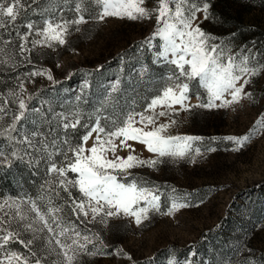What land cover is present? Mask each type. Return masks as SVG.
Wrapping results in <instances>:
<instances>
[{
  "label": "rangeland",
  "instance_id": "374dc122",
  "mask_svg": "<svg viewBox=\"0 0 264 264\" xmlns=\"http://www.w3.org/2000/svg\"><path fill=\"white\" fill-rule=\"evenodd\" d=\"M79 2L37 0L33 3V0H20L21 25L29 21L34 26L42 25L45 18L52 16L74 19L78 15L75 5ZM192 2L198 5L207 2L210 5L208 18L198 13L197 23L205 33L216 38L214 42L227 45L233 53L249 55V41L258 38L263 41L264 0ZM156 6L157 0H146L144 4L149 10ZM82 10L87 22L72 25L65 44H54L53 47H32L29 44L31 51L24 55L19 52L20 41L16 31L23 33L26 29L19 26L15 31L0 29V49H4L0 52V102L7 98V107L15 110L17 106L8 94L12 90L20 91L19 86L23 83L25 102L33 97L32 100L38 103L29 106V119L17 126L16 136H21V141L28 136L33 146L22 142L23 153L13 155L10 146L0 137V152L4 153L0 157V161H4L0 163V203L9 198H36L41 194V185L51 178L47 171L46 154L34 150L36 145L42 148L43 136H32L33 132H41L49 140L55 136L64 139L67 135L65 130L61 128V132L57 133L53 127V121H60V114L78 112L85 122L105 115L107 110L110 112L112 109L107 104L113 103L112 97L119 93L121 76H126L130 89L138 82L131 79L132 74L145 75L144 56L149 55L153 61H163L157 58V53L162 51V42L157 38L151 45L145 43L156 30L154 16L152 19L137 20L106 17L100 21L94 18L97 9L91 0H84ZM35 38L33 34L29 40ZM7 40L11 43L5 46L3 41ZM250 52L253 55H249L250 66L264 65V46L257 54L254 50ZM134 55L137 60L130 64ZM37 71L43 74L29 75ZM49 74L51 80L48 79ZM244 91L251 93V99L244 97L229 107L180 110L176 105L174 115L160 118V123L169 119L176 121L167 129V135L200 138L192 142L190 156H194L195 161L190 158L173 161L165 157L155 169H132V177L147 182L150 187L159 188L161 212H150L148 219L140 224L124 215L110 217L106 224H88L91 233L99 237L94 242L102 254L81 256L76 264H127L138 260V264H206V255L212 252L211 243L219 240L224 245H233L237 233L239 237L235 249L238 256L245 255L251 260L253 255L262 254L264 259V129L253 135L239 150H236L237 144L228 139L251 135L264 116V67L251 77ZM190 95V103L197 104V95ZM202 96L204 98V92ZM131 103L128 111H143L145 108H137ZM11 116L9 111L0 119V125L6 126ZM50 128L54 129L51 133ZM130 143L141 159L154 158L144 145ZM92 144L93 140H89L87 147ZM196 148L200 149L199 155L195 154ZM118 154L127 156L128 151L118 150ZM201 188L206 196L194 199V194H198ZM73 195H77L75 190ZM61 196L66 198V193L61 192ZM174 197L181 198L190 206L172 215L163 214ZM57 203L60 201L57 200ZM65 213L68 214L67 209ZM80 227L83 230L85 225ZM42 236L37 234L32 251L41 258L42 264H55L57 257L46 251L47 244ZM21 238L32 239V233L21 232ZM188 245L191 246L188 254L176 253L178 248ZM9 247L13 251L27 253V249L18 243ZM153 257H157L156 260L153 261ZM143 258L147 259L146 263L140 260Z\"/></svg>",
  "mask_w": 264,
  "mask_h": 264
},
{
  "label": "snow or ice",
  "instance_id": "6c2138e0",
  "mask_svg": "<svg viewBox=\"0 0 264 264\" xmlns=\"http://www.w3.org/2000/svg\"><path fill=\"white\" fill-rule=\"evenodd\" d=\"M33 3H37V0H33ZM83 3L84 0H80L75 5L78 15L74 19L52 16L45 18L42 25L34 26L31 21L24 23L22 27L26 31H16L20 54L31 51L29 44L32 47L65 44L69 28L87 22L82 10ZM91 3L97 9L94 18L100 21L106 17L137 20L152 19L154 16L156 30L145 43L151 45L157 38L162 42V51L157 53V58L171 66V74L167 77L166 85L143 111H125L115 119L98 116L91 124H81L78 112L60 114L59 123L65 132L68 129L73 132L78 128L83 129L76 142L67 135L62 140L59 136L49 140L41 132L31 134L43 136L40 151L46 154L47 171L51 178L41 185V194L36 198H9L0 203V264H42L41 258L31 247L38 233L43 234L41 238L46 241V251L56 255L55 264H76L81 256L102 254L94 242L99 237L91 233L88 224H106L108 218L120 215L134 218L135 223L140 224L148 219L150 212L160 213L159 188L150 187L147 182L132 177L131 170L137 167L155 169L165 157L173 161L190 158L194 162V156H190L193 152L192 142L200 139L167 135V129L176 121L169 119L166 123H160V118L174 115L176 105L180 110L191 107L217 108L229 107L244 97L251 99V93H246L244 88L251 77L259 73L260 67H264L250 66L249 55L233 53L227 45L214 42L216 38L205 33L197 23V14L203 13L204 18H208L210 5L207 2L198 5L192 0H157V6L152 10L144 7L146 0H91ZM21 7L20 0H0V29L8 27L15 31ZM33 34L37 38L29 40ZM3 43L6 46L11 40ZM3 51L0 49V52ZM42 74L37 71L29 75ZM48 79H52L50 74ZM193 84L205 93L204 98L196 96L198 103L195 105L190 103V93L196 94L190 88ZM19 88L20 91L12 90L8 94L17 106L15 110L7 107V98L0 102V119L12 112L11 121L6 126L0 125V136L9 140L15 139L12 133L18 132V124L29 119V106L23 98V83ZM157 108L160 111H156ZM101 119L106 123L102 125ZM262 129L264 116L257 122L251 135L228 139L233 140L238 146L236 150H239ZM52 131L54 129L50 128L49 133ZM89 140H93L91 147H87ZM130 141L144 145L154 158L141 159L135 154V147ZM19 142L33 146L28 136ZM118 150H127L128 155L121 156ZM194 151L196 155L200 154L199 148ZM3 156L4 153L0 152V157ZM57 156L59 160L55 159ZM73 190L77 195H73ZM61 192L66 193V198L61 196ZM189 206L181 198L174 197L163 214L172 215ZM66 209L68 214L65 213ZM80 225H85V228L82 230ZM21 232H31L32 239H22ZM17 243L27 249V253L10 249V244ZM89 245L92 247L89 248Z\"/></svg>",
  "mask_w": 264,
  "mask_h": 264
},
{
  "label": "trees",
  "instance_id": "16d2710c",
  "mask_svg": "<svg viewBox=\"0 0 264 264\" xmlns=\"http://www.w3.org/2000/svg\"><path fill=\"white\" fill-rule=\"evenodd\" d=\"M22 25H21V12H19L15 28L19 26L21 29L25 30V28L22 27ZM5 29L11 30V28H8V27H6ZM260 39L261 38L253 39L252 41H249L248 43L250 44L249 55L251 57L253 56L252 53L250 52L251 50L252 51L254 50V52H256L255 54H257L260 47L264 46V39L263 41ZM134 58H135V55L133 56V59L130 64H134V62L137 60V58L135 59ZM144 58H145L144 66L146 67L144 77H140L138 73L132 74L131 79L138 80V82L135 86L128 89V86H129L128 79L126 78V76H121L120 84H119V87H120L119 93L114 95V97H112L113 103H111L110 105L107 104V106L112 107V109L110 110V112L107 110L105 112V115H101L100 117H108L109 119L111 117L113 118L119 117L121 116L122 112L128 111L129 109L128 107H130V102H133L131 104H135L137 108H141L145 106V104L148 102L151 96L158 94L161 87L165 85L164 82L167 81V77L169 76V73H171V66L167 65L163 61H153L152 57H150L149 55L144 56ZM126 64L129 65V62L127 61ZM190 88H192L193 91L196 93L195 95H199L201 96V98H203L202 89H196L194 84L190 85ZM32 98L29 97L28 102H27L28 106L32 104L34 105L38 104L37 101L32 100ZM127 101H129V103H127ZM82 120L84 119H81V124H84V123L91 124L92 122H94L95 119L91 118L86 122ZM53 122H54L53 127H55L56 131H58L57 133H60L61 128H62L59 123L60 121L55 120ZM105 123L106 121L104 119H101V124L103 125ZM42 129H43V125H42ZM82 132H83V129H80V128H78L75 132H73V130L71 129H68L66 134L69 138L71 137L70 139L76 140V138L79 135H82ZM17 133L18 132L12 133L13 137H15V139L13 140H9L5 136H0L2 140H4V142L10 146L12 152H14L15 155H19L20 153H23L24 151L22 142H19L21 141V136L17 137L16 136ZM40 149L41 147L39 145H36L34 147V150H37L39 152H40ZM198 192H199L198 194H194V199L204 198L206 196V193L203 190V188L198 190ZM204 236L205 235L203 234V237ZM238 237H239V234L237 233V235L234 237L233 245L232 244L224 245L223 243H221L222 241L214 240L211 243L212 252L206 255L207 256L206 264H261V262L264 260L262 254L253 255L252 256L253 258L251 260L248 257L246 258L245 255L238 256L236 254L235 244L238 242ZM190 248H191L190 245L184 248H178L176 253L177 254L182 253L186 255L190 252L191 250ZM195 254L197 255L198 252H196ZM156 258L157 257H153L152 260L154 261L156 260ZM140 260L144 263L147 262L146 258H143ZM138 262L139 260L132 261L127 264H138Z\"/></svg>",
  "mask_w": 264,
  "mask_h": 264
}]
</instances>
